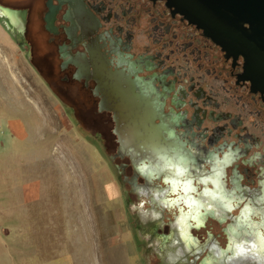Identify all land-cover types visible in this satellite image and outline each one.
Wrapping results in <instances>:
<instances>
[{
    "label": "flooded vegetation",
    "instance_id": "af4514ba",
    "mask_svg": "<svg viewBox=\"0 0 264 264\" xmlns=\"http://www.w3.org/2000/svg\"><path fill=\"white\" fill-rule=\"evenodd\" d=\"M0 12L20 26L23 45L57 92L82 91L92 100L68 105L80 106L76 117L101 139V149L110 154L114 146L129 156V164H116L117 179L176 209L190 246L199 243L190 229L206 227L216 213L228 219V247L212 264L264 256L256 238L258 227L264 233V84L249 77L243 55L227 51L171 0H0ZM115 84L117 96L131 99L122 113L109 109L121 101ZM129 130H141L130 146ZM146 139L153 148H141ZM155 150L181 158L183 178H192L193 195L205 202L199 221L183 220L167 173L154 172ZM128 168L139 177L123 175ZM219 174L215 188L211 179ZM155 176L166 184L163 193L149 189ZM207 188L224 201H214Z\"/></svg>",
    "mask_w": 264,
    "mask_h": 264
},
{
    "label": "rangeland",
    "instance_id": "374dc122",
    "mask_svg": "<svg viewBox=\"0 0 264 264\" xmlns=\"http://www.w3.org/2000/svg\"><path fill=\"white\" fill-rule=\"evenodd\" d=\"M5 15L0 12V264H212L228 247V219L216 213L206 227L190 229L199 242L190 246L176 209L156 205L120 175L118 181L116 164H129V156L114 146L110 154L101 149V139L78 118L80 106L68 105L92 100L82 91L57 92L23 45L20 26ZM126 174L139 177L132 168ZM155 178L149 189L163 193V178ZM238 261L263 264L264 256Z\"/></svg>",
    "mask_w": 264,
    "mask_h": 264
},
{
    "label": "water",
    "instance_id": "95a60500",
    "mask_svg": "<svg viewBox=\"0 0 264 264\" xmlns=\"http://www.w3.org/2000/svg\"><path fill=\"white\" fill-rule=\"evenodd\" d=\"M203 27L225 49L243 55L247 73L255 83L264 84V0H171ZM116 95V84L111 86ZM109 107L121 111L128 99L120 98ZM125 143V140H124ZM130 146V144L127 143Z\"/></svg>",
    "mask_w": 264,
    "mask_h": 264
},
{
    "label": "bare ground",
    "instance_id": "6f19581e",
    "mask_svg": "<svg viewBox=\"0 0 264 264\" xmlns=\"http://www.w3.org/2000/svg\"><path fill=\"white\" fill-rule=\"evenodd\" d=\"M131 100V99H130ZM129 134L127 137L125 136V143L132 144L135 142V138L139 140L141 135V130H138L137 133H135L134 130H129ZM141 148L149 149L153 148V145L150 143L149 140H144V142L141 144ZM155 157L158 158V165L154 166V172H166L167 175L165 176L166 182L171 186L172 192H178V201L183 205L181 208L185 213L183 214V220H189L194 219L196 221H199L203 215L202 209L205 207V202L195 198L193 195V192L195 190V186L193 183L192 178L184 179V172L186 168L182 165V163L179 164L178 161H181L180 157H177L174 160H168L166 156L161 153L157 152L155 150ZM220 178V174L215 175V178H212L211 181L214 184L215 188L218 186V180ZM210 179V178H209ZM190 182V183H189ZM190 187L191 190L185 191V187ZM207 194L214 199V201H219V198L224 201L223 197L221 196V192H217L216 190H213L211 188H207ZM219 197V198H218ZM184 204L188 206V208L184 207ZM224 204H227L224 202ZM211 206H214V204H209ZM235 207H231L233 209ZM249 208V207H248ZM251 209V208H250ZM244 213L249 214V212L245 209L243 211ZM245 217V215H244ZM256 238L258 239V245L259 249L262 250L264 253V233L259 229H257V235Z\"/></svg>",
    "mask_w": 264,
    "mask_h": 264
},
{
    "label": "snow or ice",
    "instance_id": "6c2138e0",
    "mask_svg": "<svg viewBox=\"0 0 264 264\" xmlns=\"http://www.w3.org/2000/svg\"><path fill=\"white\" fill-rule=\"evenodd\" d=\"M225 163H227V160L225 161ZM189 183H190V182H189ZM189 190H191L190 187L186 186V187H185V191L187 192V191H189Z\"/></svg>",
    "mask_w": 264,
    "mask_h": 264
}]
</instances>
